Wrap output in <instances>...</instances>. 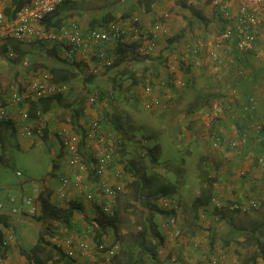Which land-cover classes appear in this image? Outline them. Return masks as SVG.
I'll list each match as a JSON object with an SVG mask.
<instances>
[{
	"label": "crops",
	"instance_id": "crops-1",
	"mask_svg": "<svg viewBox=\"0 0 264 264\" xmlns=\"http://www.w3.org/2000/svg\"><path fill=\"white\" fill-rule=\"evenodd\" d=\"M15 1L17 0H3L6 14L8 10H13ZM32 1L23 0L27 4ZM218 1L219 3L215 4L211 0H197L196 2L191 0H85L83 2L67 0L58 7L54 14L49 16L47 22H44L47 30H55L62 25L69 26L74 22L80 24L82 30L85 31L101 29L125 18L136 17L143 31L139 44L152 46L151 54L139 55L136 51L138 44L127 41L104 46L89 44L76 52L71 59L61 53L62 46L57 41L48 44L40 42L33 45L26 44L27 47L20 48V50L25 53L23 58H30L29 62L39 60L52 66L56 59L48 56V52L53 53L52 50L55 48L64 64L72 67V70L77 73V77L71 81V84L66 85L68 91L64 103L67 107L60 105L55 108L60 114L59 117L68 121L67 123L72 125L76 132L86 131L91 120L101 117L115 130L121 126V133L124 135L128 121L124 122V126L119 122L123 113L126 120V115H128L135 122L150 116L157 117V114L166 115L165 118H168V112L173 115V113H178L184 105L193 103V101L191 103L186 101V96L192 95L197 99L199 95L205 93L207 98H198L196 102L194 101L197 106L182 111L180 119L183 125L179 128V132L190 136L194 133L193 127L198 126L199 129H203L213 153V156L210 153L205 157L212 159L218 167L216 180H221L223 185L232 186L224 189L223 201L226 206L229 207L231 203L237 201L244 204L249 199H255L261 205L264 204V166L258 165L260 150L256 152L254 147L260 146L258 140L264 134L263 129L259 128L264 122V0L258 4L254 0ZM246 5L249 7V13L258 19L254 27L256 42L253 49L249 52H239L237 34L231 40L218 45L217 37L226 27L232 26L236 32L241 30L238 19ZM107 14H110L111 18L104 22ZM156 25L160 26L159 30H156ZM63 44L67 42L63 40ZM196 44L203 46L198 56L192 52ZM103 48H106V54L111 59L118 55L122 61L119 65H115L116 62L113 63L114 65L105 69L100 77H95L90 73V68L96 61V55ZM27 66L28 64L22 63L11 64L10 70L15 69L18 74L37 70L29 66L26 68ZM5 76L7 75L0 71L1 90L10 87V76L7 77L6 83L1 82L4 81ZM148 86L153 88L151 96H148L145 90ZM109 88L117 91L113 99L108 98L105 93ZM89 90H95L99 95L103 94V96L100 95L103 100H100L98 107L88 102L87 92ZM250 96L256 98L257 105L253 112L246 116L243 113V106ZM150 97L169 102L172 108L149 110L145 107V102L151 100ZM82 99L84 101L80 105H83V115L74 124L71 109L77 107ZM114 105H117L116 108ZM137 105L139 109L136 111ZM209 106L215 111L209 127L197 121L196 118L184 122L182 118L184 113L195 114ZM140 114L142 116H139ZM111 117L114 122L112 120L110 122ZM34 124L35 122L32 121L31 125ZM61 124H57V121L52 119V130L48 135L49 142L43 141L42 143L51 151L52 172L57 174L60 172L59 162L62 152L54 130ZM116 131L122 137L121 133ZM243 132L250 134V140L247 144L242 143L237 149H215L210 141V136L216 134L228 141L238 140ZM16 138L22 148H25L23 145L29 147L31 141L19 133ZM178 145H181V142ZM95 147L96 144L93 149ZM261 152H264V147L261 148ZM47 177L51 178L52 184L56 180L52 177V173ZM206 187L204 183V189ZM27 188H21V183L10 189L0 187V203L4 202L9 207L0 210V214H10L9 210L12 205L9 196H14L17 191L29 190ZM39 189L41 193L48 190L43 186ZM212 191L214 193V183ZM124 192L121 193L120 198ZM77 198L78 192H71L69 202ZM51 201L64 211L70 204L56 200L54 195ZM80 205L82 211L74 212L71 231L88 242L91 249L86 255L78 256L76 264H110L105 260L104 251L99 249V244L105 241L108 246H111L113 240H116L115 233L112 232L107 238V234L101 229L103 227H99L98 232L95 225L99 219H102V214L97 213L90 203ZM253 211L254 209H250L244 213L240 210L233 212L225 209L221 225L212 220L211 212H208L206 219L200 218L199 214L196 222L193 220L189 226L190 221H188L183 227L185 236L189 235L188 237L193 238L199 244L197 248L188 246L187 238L181 240L169 238L166 242L169 247V256L159 258L160 264L166 262L170 264H210L214 255L219 256L227 264H250L254 261L264 264V240L261 242L258 239L257 242L256 238L247 234L259 224H253L254 215L251 214ZM10 216L16 224L13 226L14 229L9 231V229H3L2 226L0 229L3 230L5 237L14 232L15 239L11 242V249L7 256L0 257V264H24L26 258L20 253V247L29 248V243L33 247L40 238L49 244L60 243L59 238H52L58 235L57 231L62 226L60 223L39 222L37 219L27 220L24 214L19 217ZM47 224L49 230L46 232ZM42 235L44 236L41 237ZM26 242L29 243L26 244ZM172 259L175 261L173 262Z\"/></svg>",
	"mask_w": 264,
	"mask_h": 264
},
{
	"label": "built area",
	"instance_id": "built-area-1",
	"mask_svg": "<svg viewBox=\"0 0 264 264\" xmlns=\"http://www.w3.org/2000/svg\"><path fill=\"white\" fill-rule=\"evenodd\" d=\"M67 0H33L31 3L24 5L14 15L9 18L5 13L3 0H0V48L8 47L5 57L13 60L17 58V52L12 47L11 42H23L27 44H34L41 42L48 44L50 42H59L61 53L66 58L71 59L76 52L83 49L89 44L105 45L117 44L123 41L129 43H137L136 51L141 56H148L151 54L152 46H147L140 43L143 36V31L139 27L138 19H123L110 25H106L99 29L82 30L80 24L72 23L71 25H62L55 30H47L44 24L46 17L54 14L58 7ZM83 2L85 0H78ZM196 2L197 0H191ZM218 4V0H211ZM262 0H254L256 4ZM246 5L238 22L241 24V30L236 32L232 26L226 27L217 37L218 45L227 42L233 38L235 34L239 36L237 48L239 52H249L253 49L256 42V34L254 27L258 23V19L248 11ZM160 26L156 25V30ZM63 40L67 44H63ZM69 45V48H68ZM201 44H196L193 47L194 55L198 56L202 49ZM106 48H103L98 55L96 61L90 68V73L95 77H100L103 71L109 68L113 59L106 54ZM30 58L24 57L22 64H28ZM19 75V76H18ZM11 78L10 87L3 92L0 89V120L12 122L18 128V133L31 142L39 141L45 136L46 131L52 130V119L61 124L54 130L59 143V148L62 152L60 159V172L57 179L52 184L51 178L45 177L38 181L25 180L28 182L30 193H26L22 199V204H15V196L10 197L12 208L9 210L10 215L17 216L24 214L26 218H33L40 214L39 187L51 186L53 195L56 200L68 203L71 192H78L77 200L93 205L97 213L104 215H111L118 204L121 193L126 190V175L121 164V136L109 125H107L103 118H95L90 121L88 128L83 132L74 131L72 125L62 120L56 110L50 113H39V121L37 127L29 124L30 120V103L49 97L59 95H66L68 88L66 85L56 83L53 81V75L48 69H38L22 72L18 74L13 69L9 75ZM146 93L151 96L153 88L146 87ZM108 98H114L117 91L114 88H109L105 92ZM151 98V97H150ZM88 102L95 107L101 103L100 95L97 91L91 92L87 97ZM257 100L254 96H250L248 102L243 106L244 115H250L256 108ZM145 107L149 110L160 109L168 110L172 108L169 102H163L159 98H151L145 102ZM211 106L199 110L195 114L184 113L182 116L184 122L196 118L207 127L212 122L215 111L210 109ZM264 131V122L259 126ZM250 140V134L243 132L238 140L228 141L221 135L210 136V141L215 149L227 148L237 149L242 143L247 144ZM84 143V145H82ZM260 146L254 147L258 154V165L264 166V152L261 148L264 147V134L258 140ZM96 144L95 149H93ZM202 169L208 174V177L213 180L214 193L209 199L207 205L205 204L199 211L200 218L206 219L208 212L212 214V220L221 225L224 220V210L236 212L238 210L246 212L250 209H257L260 203L255 199H249L244 204L238 201L233 202L228 206L224 204L223 195L225 188H231L228 184L223 185L221 180H216L218 175L217 164L210 158H207L201 163ZM17 176L22 174L17 171ZM221 187H223L221 189ZM28 190V191H29ZM179 200L170 198L168 196H161L157 200V204L166 212L160 221V228L162 235L165 238V244L158 247V257H166L169 254V247L167 239H185L188 246L197 248L199 245L193 238L185 236L183 227L186 224V219L180 214ZM4 205L0 204V210ZM112 229H108L106 237L108 238L112 233ZM59 242L58 246L70 258L77 259L78 256H84L89 253L91 246L88 242L80 238L76 233L72 232L67 226L62 225L58 229ZM114 234V233H113ZM167 235V236H166ZM191 236V235H190ZM112 237V235H111ZM15 239V233L12 232L5 237V242L10 244ZM111 246L105 241L99 245V249L104 251L105 260L107 263L119 253L120 244L113 240ZM169 256V255H168ZM174 262L175 259H172ZM210 264H227L223 260L214 255ZM250 264H262L259 262H252Z\"/></svg>",
	"mask_w": 264,
	"mask_h": 264
},
{
	"label": "rangeland",
	"instance_id": "rangeland-1",
	"mask_svg": "<svg viewBox=\"0 0 264 264\" xmlns=\"http://www.w3.org/2000/svg\"><path fill=\"white\" fill-rule=\"evenodd\" d=\"M88 4H90V2ZM13 42L17 43L20 48L27 47V43ZM0 71L2 74L7 75L4 77V81H1L6 83L11 70L4 58H0ZM7 89L8 88H6V90ZM6 90L2 91L5 92ZM203 97L207 98L205 93L199 95L197 99H202ZM197 99L196 97L193 98L192 95L190 97L186 96L185 100L190 103L193 101V103L191 105H184L178 113H173V115H171V112H168V118H165L166 115L157 114V117L154 116V118H152L153 116H150L148 117L149 119L146 118L148 121L145 118H142L143 120L139 119L138 122H135L132 121L128 115H126V120L124 113L122 114V118L119 122L124 126V122L128 121V124L126 125L127 131L125 127H123L126 131L125 134L123 135V133L119 131L122 135L121 164L125 171L126 182H128V184L124 194L119 200V206L121 207L124 216L123 222L125 226L122 229V234L128 239V249L127 252L121 256V259L123 260L121 261V264H130L128 256H132L133 259H140L139 261L142 262L139 264H160L159 257L155 260L151 257V254L141 253L138 244L135 245L138 232L143 229V222L146 218L143 214L142 207H144V211L146 212V205L153 204L155 200L154 197H151L148 198L149 200L147 201L143 200L144 204L140 201V194L135 191L133 185H129L136 180L135 174L152 178V184H144V194H148L151 191L158 192L162 188L175 190V194H172V197L170 198L176 200L180 199L179 204L181 216L186 219V224L190 221L188 224L189 226L191 225V222L193 223L194 214L192 205L201 195L204 188L202 173H204L205 170L202 169L201 163L203 160L209 158L205 156L212 153V149L210 148L209 141L206 139L203 129H199L200 127H193L194 133L190 136L188 134H181L179 128L183 125L180 119L182 111L186 108H194L197 106L194 103ZM116 106L117 105H114V108H116ZM138 109L139 105L136 106V111ZM136 111L135 113H137ZM139 116H142V114ZM109 120L110 122L111 120L114 122L113 118H109ZM180 138L181 141H179ZM179 142H181V145H178ZM14 143L19 145L13 146L9 155L6 157H9L10 165L5 166L6 164L1 163L0 161V187L4 186L9 189L12 187L14 188L23 180L38 181L52 173L53 159L48 146L36 140L30 142L28 148L25 145H23L25 148H22L19 142ZM151 148H158L155 152L157 161L153 162L151 155H149V150ZM141 152H145L146 155L143 156ZM131 164L134 166V173H130L128 170V166ZM17 171L22 175L17 176ZM30 191L31 190H22V192L17 191L18 193H14L16 198L15 204H20L24 195L30 193ZM0 204L4 205V210L9 208L4 202H1ZM251 214L254 215L253 224L255 225V223H259L257 225H261L264 222V204H261L259 208L254 209ZM19 215L23 214L21 213ZM19 215L15 217H19ZM162 217L163 215L161 216L157 213L156 221L158 224L162 220ZM26 219L31 220L29 218ZM11 222L13 226H16L13 221ZM194 222H196V220H194ZM10 230L11 229H9V231ZM158 231L162 233L160 224ZM257 237L263 242L264 233H259ZM28 243L29 242H26V244ZM29 246V248H32L30 243ZM24 264H28L26 260ZM164 264L170 263L166 262Z\"/></svg>",
	"mask_w": 264,
	"mask_h": 264
},
{
	"label": "trees",
	"instance_id": "trees-1",
	"mask_svg": "<svg viewBox=\"0 0 264 264\" xmlns=\"http://www.w3.org/2000/svg\"><path fill=\"white\" fill-rule=\"evenodd\" d=\"M26 4L27 3L23 2V0L15 1L13 10L11 11V9H10L7 11L8 17L13 18L15 13ZM48 18H50V17L49 16L46 17L44 22L45 21L47 22ZM110 18H111V15L107 14L104 18V22L108 21ZM96 19H98V18H96ZM36 43H38V42H36ZM42 44H44V43H42ZM11 45L15 49V51L17 52V58H15L13 60L5 57V53H6L8 47L4 46L3 48L0 49L1 58L5 59V61L9 65L10 69H11V64L12 65H17V63L20 64L22 62L23 56L25 55V53L20 50V47L17 43L12 41ZM56 51L57 50H55V48H54L52 50L53 53L48 52V56L52 57V59L53 58L56 59V61L53 60V61H55L54 65L49 66L44 61L40 62L39 60H35V61H30L28 63V66L31 69L33 68V69H37V70L41 69V68L48 67V70H50V72L53 75V81L54 82L69 86L71 84V81L77 77V73L72 70V67L66 66L64 64L63 60L59 56V53H56ZM121 61H122V59L120 60L118 55L115 56V58H113V63L115 64V62H116L115 65H119V63ZM113 63L109 68H111L114 65ZM28 66L26 68H29ZM109 68H107V69H109ZM91 92H93V91L89 90L87 92L88 95ZM100 95L103 96V94H101V93H100ZM65 96L66 95H59V96H55V97H49V98H45V99H41V100H37V101H32L30 103L29 124L31 125V123L33 121V122H35L33 127L34 128L37 127L38 121H39V115H38L39 113L53 112L55 110V108L57 106H60V105H62V107H64V108H66L67 106L64 103ZM100 100H103V98L100 97ZM82 101H84V100L82 99L77 104V107H73L71 109L72 118H73L72 122L74 124H76L79 121V119L81 118V116L83 115V105H80L82 103ZM66 122H68V121H66ZM73 123H71V124H73ZM121 129H122L121 126L116 128V130H118V131H121ZM17 134H18V128L15 127L12 122L0 120V153H1L0 161L2 163H5L6 164L5 166L10 165V159H9V157L8 158H6V157H7V155H9L11 148L15 145H17V146L19 145L17 143H14V142H18L17 139H15L17 137ZM48 135H49V131H46L45 136L39 140L40 143H43V141L46 143L49 142ZM121 140H122V137H121ZM157 150H158V148H153V149L151 148L149 150V155H151L153 162L157 161V156L155 154V152ZM141 154L143 156L146 155L145 152H141ZM128 170L130 171V173L135 172L134 166L132 164L128 166ZM56 174H57L56 172H54V173L52 172V177L54 179H57L59 172L57 175ZM202 174H203L204 183H206L207 187L205 189L203 188L201 195L195 200V202L192 205L194 220H197V218H199L200 208H202L205 204L207 205V203L209 202V199L211 198L212 193H213V191H212L213 180L208 177V174L206 172H204ZM135 175H136V178H135L136 180L132 184H129V185L130 186L133 185L135 188V191L140 194L139 195L140 201L144 204V201L149 200L148 198H151V197L155 198L153 204L150 202L151 204L146 205V208H147L146 212L144 211L145 210L144 207H142L143 212H144L143 214L146 216V218L143 222V225H144L143 229L139 230V232H138L135 245L138 244V247H139L141 253H149V254H151V257L156 260L158 258V252H157L158 247L165 244V237L162 235V233L160 231H158L159 224L156 221L157 213L160 214L161 216L166 215V212L162 211V209L157 204V200L161 196L172 197V194H175V190H171L169 188H162L158 192L151 191L148 194H146V193L144 194V192H143L144 191L143 190L144 184L145 183L152 184V178L148 177V176H142V175L138 176L137 174H135ZM25 187L26 188L28 187V182L23 180L21 182V188H25ZM27 189H29V188H27ZM46 189H48V190H44L42 193L40 191V195L38 198V202H39L40 207H41L40 214L31 218V220L33 221V220L37 219V220H39V222L43 221L45 223L49 222V221L50 222L55 221V222L60 223L61 225L67 226L70 230H72L71 228L73 227V223H72L73 214H74V212L82 211V207L80 205L82 203L79 202L78 200H72L69 202L70 204H69V207L67 208V210L64 211V210L60 209V207H58L54 202L51 201V197L53 195V189L49 186L46 187ZM11 196H13V195H10L9 199ZM20 205H23L22 201H21ZM123 220H124V216H123V213H122L121 207L119 206V201H118V204L115 207L113 214H111V215L102 214V219H99L95 225V227H97L98 232H99V230H98L99 227H103L101 229H103L105 231V233L107 232L108 229H112L113 233H115L116 241L119 242V244H120V251L117 255H115L110 260V262H109L110 264H121V261H123L121 259V256L123 254H125L127 252V249H128V239L125 238L122 234V231H123L122 229L125 226ZM11 221L12 220H11L10 214H8V213L0 214V226H2L3 229L6 228V229L13 230L14 228H12L13 225H12ZM48 230H49V226L47 224L45 231L47 232ZM262 232H264V222L259 226L253 227L247 234L251 237L256 238V241L258 242L259 238L257 236L259 233H262ZM57 233H58V231H57ZM43 236L44 235H42L41 237H43ZM59 237L60 236L58 233L57 236L52 237V238L56 239ZM11 245H12V243L8 244L5 242V235L3 234V230L0 229V257L5 258L7 256V254L9 253V250L11 249ZM20 253L26 258L28 264H76V260L68 257L63 252V250L58 246V244H56V245H53L51 243L49 244L43 238H40L32 248L21 246L20 247ZM128 260L130 261V264H139L140 262H142V261H139L140 259H133L132 256H128Z\"/></svg>",
	"mask_w": 264,
	"mask_h": 264
}]
</instances>
